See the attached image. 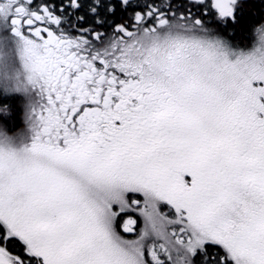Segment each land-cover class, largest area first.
I'll list each match as a JSON object with an SVG mask.
<instances>
[{
    "label": "snow or ice",
    "instance_id": "6c2138e0",
    "mask_svg": "<svg viewBox=\"0 0 264 264\" xmlns=\"http://www.w3.org/2000/svg\"><path fill=\"white\" fill-rule=\"evenodd\" d=\"M0 264H264V0H0Z\"/></svg>",
    "mask_w": 264,
    "mask_h": 264
}]
</instances>
